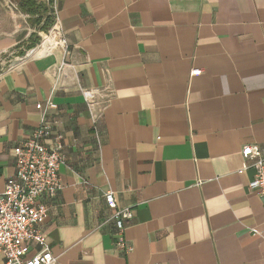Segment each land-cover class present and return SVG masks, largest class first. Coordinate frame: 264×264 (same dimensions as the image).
<instances>
[{"label": "crops", "instance_id": "obj_1", "mask_svg": "<svg viewBox=\"0 0 264 264\" xmlns=\"http://www.w3.org/2000/svg\"><path fill=\"white\" fill-rule=\"evenodd\" d=\"M55 1L70 67L58 49L18 60L48 31L22 13L25 36L0 39L16 54L0 67V191L36 105H56L62 189L41 227L55 264H264L262 199L240 157L264 156V0ZM79 89L95 92V123ZM122 208L126 257L113 246Z\"/></svg>", "mask_w": 264, "mask_h": 264}, {"label": "built area", "instance_id": "obj_2", "mask_svg": "<svg viewBox=\"0 0 264 264\" xmlns=\"http://www.w3.org/2000/svg\"><path fill=\"white\" fill-rule=\"evenodd\" d=\"M51 15L53 23L46 33L41 35V41L31 50L26 51L24 61L34 57V51L47 43L51 54L58 49L63 60L60 67L68 66L64 59L68 55V46L64 37L56 1L52 0ZM12 54H0L1 69H10L15 66ZM8 60V61H7ZM59 67V68H60ZM193 70L191 73H199ZM85 105L94 120L95 92L79 89ZM56 105L47 102L44 108L36 105L41 111L39 122L30 137L19 143L13 149L14 175L6 179L4 188L0 191V255L4 264H55L46 237L41 232L48 215L47 201L62 189L58 171L64 164V147L61 136H52L53 123L46 117L48 110H53ZM242 168L252 169L253 178L249 181V191L262 199L264 211V156L261 155L256 145H246L240 150ZM107 204L115 208L113 193L107 191L103 194ZM132 211L128 208L115 209L111 220L114 226L113 246L122 255L128 256L132 247L125 238L127 223L132 219ZM32 247H35L34 251ZM33 251V252H32Z\"/></svg>", "mask_w": 264, "mask_h": 264}, {"label": "trees", "instance_id": "obj_3", "mask_svg": "<svg viewBox=\"0 0 264 264\" xmlns=\"http://www.w3.org/2000/svg\"><path fill=\"white\" fill-rule=\"evenodd\" d=\"M20 13L27 17V24L36 31L46 32L49 27V14L52 0H16ZM34 36V35H33ZM39 38L32 40V35L28 37V45L25 50L33 49L38 43ZM23 53V52H22Z\"/></svg>", "mask_w": 264, "mask_h": 264}, {"label": "rangeland", "instance_id": "obj_4", "mask_svg": "<svg viewBox=\"0 0 264 264\" xmlns=\"http://www.w3.org/2000/svg\"><path fill=\"white\" fill-rule=\"evenodd\" d=\"M25 19L18 10L16 0H0V39L13 35L22 39L29 29ZM6 53L12 54L11 58L16 56L14 49Z\"/></svg>", "mask_w": 264, "mask_h": 264}, {"label": "bare ground", "instance_id": "obj_5", "mask_svg": "<svg viewBox=\"0 0 264 264\" xmlns=\"http://www.w3.org/2000/svg\"><path fill=\"white\" fill-rule=\"evenodd\" d=\"M49 47H47V43L43 44L41 48H38L34 51V56H42L48 53Z\"/></svg>", "mask_w": 264, "mask_h": 264}, {"label": "water", "instance_id": "obj_6", "mask_svg": "<svg viewBox=\"0 0 264 264\" xmlns=\"http://www.w3.org/2000/svg\"><path fill=\"white\" fill-rule=\"evenodd\" d=\"M49 13H50V14L52 13L51 9H50ZM30 54H31V50L29 51V55H30Z\"/></svg>", "mask_w": 264, "mask_h": 264}]
</instances>
